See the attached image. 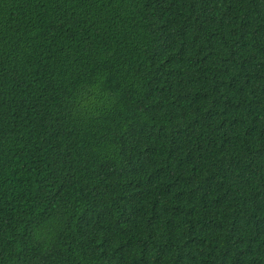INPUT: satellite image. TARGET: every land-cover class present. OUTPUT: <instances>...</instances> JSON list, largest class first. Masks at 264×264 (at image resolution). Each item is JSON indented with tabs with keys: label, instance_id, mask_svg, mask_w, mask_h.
Returning a JSON list of instances; mask_svg holds the SVG:
<instances>
[{
	"label": "trees",
	"instance_id": "1",
	"mask_svg": "<svg viewBox=\"0 0 264 264\" xmlns=\"http://www.w3.org/2000/svg\"><path fill=\"white\" fill-rule=\"evenodd\" d=\"M0 264H264V0H0Z\"/></svg>",
	"mask_w": 264,
	"mask_h": 264
}]
</instances>
